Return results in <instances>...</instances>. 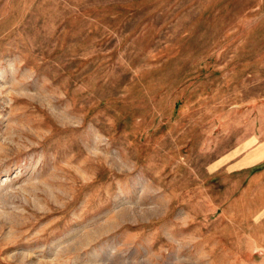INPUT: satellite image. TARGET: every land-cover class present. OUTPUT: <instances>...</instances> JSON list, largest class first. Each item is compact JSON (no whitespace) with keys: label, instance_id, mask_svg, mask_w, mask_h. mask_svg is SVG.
<instances>
[{"label":"rangeland","instance_id":"1","mask_svg":"<svg viewBox=\"0 0 264 264\" xmlns=\"http://www.w3.org/2000/svg\"><path fill=\"white\" fill-rule=\"evenodd\" d=\"M263 201L264 0H0V264H264Z\"/></svg>","mask_w":264,"mask_h":264},{"label":"crops","instance_id":"2","mask_svg":"<svg viewBox=\"0 0 264 264\" xmlns=\"http://www.w3.org/2000/svg\"><path fill=\"white\" fill-rule=\"evenodd\" d=\"M264 202V201H263ZM262 221H264V203L261 205V214H260V223L262 224ZM263 226V225H262ZM264 249V244L261 245Z\"/></svg>","mask_w":264,"mask_h":264}]
</instances>
